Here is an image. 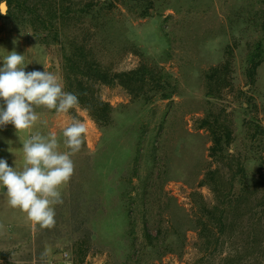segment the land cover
<instances>
[{"label":"rangeland","instance_id":"374dc122","mask_svg":"<svg viewBox=\"0 0 264 264\" xmlns=\"http://www.w3.org/2000/svg\"><path fill=\"white\" fill-rule=\"evenodd\" d=\"M72 1L80 5L89 0ZM93 1L100 5L103 0ZM110 1L95 24L87 18L84 26L94 31L89 44L102 65L116 72L140 63L157 64L178 80L177 91L170 99L146 103L132 98L120 85L100 83V95L114 107L112 122L104 127L79 104L61 115L55 109L34 106L38 120L29 130L17 132L11 124L0 127V158L17 172L25 166L23 143L32 135L47 137L55 132L57 150L65 153L71 150L63 129L72 119L88 128L80 151L71 156L74 174L59 189L63 204L53 205V228L42 229L28 220L26 213L8 206L6 188L0 184V264L218 261L213 255L204 256L193 228L184 229V247L175 252L156 255L144 250V221L147 219L153 234L159 229L168 233L174 227V213H181L179 208L191 211L193 191H201L213 202L210 189L198 185L210 163L209 133L198 127L208 108L225 109L236 136L231 145L235 151L249 143L245 120L264 125V58L254 82L246 75L248 51L264 33L260 26L264 0H158L152 14L145 17L121 0ZM20 25L12 18L0 20V67L5 57L16 51L24 56L20 67L53 73L64 90L61 43H44L39 32ZM227 57L231 58V82L220 97L208 98L205 75ZM248 166L252 172L258 168L256 162ZM122 184H130V190L123 193ZM90 197L98 208L87 214L84 205ZM127 206L132 207L135 221L137 250L131 253ZM91 226L92 240L86 243L84 231Z\"/></svg>","mask_w":264,"mask_h":264},{"label":"trees","instance_id":"16d2710c","mask_svg":"<svg viewBox=\"0 0 264 264\" xmlns=\"http://www.w3.org/2000/svg\"><path fill=\"white\" fill-rule=\"evenodd\" d=\"M6 1L9 7L6 14H0V20L15 19L20 26L39 32L42 42L61 43L64 91L76 94L79 105L86 108L100 126L112 122L114 111L113 105L100 95L97 88L100 83L120 85L132 98L142 99L146 103L156 98L170 99L177 91L178 80H173L171 74L157 64L140 63L134 68L116 72L102 65L89 44L94 31L89 32L84 26L87 18L95 24L101 9L110 7V0H103L100 5L93 0L80 5L72 0ZM121 1L145 17L152 14L158 0ZM260 26L264 32V20ZM72 28L73 32L70 31ZM226 51L230 52L228 49ZM263 58L264 33L247 54L246 75L250 82L255 81ZM230 68L231 58L227 57L207 71L208 98L220 97L223 89L230 84ZM198 127L208 131L211 141L208 147L210 163L198 185L210 189L213 202H208L201 191H193L191 211L182 212L178 207L181 213H174V227L168 233L159 229L157 234H153L146 219L142 248L156 255L175 252L178 250L176 248L184 247V229L193 228L198 234V247L204 256L218 258L216 263L209 264H264V125L254 119L245 120V135L249 143L234 150V154H229L228 148L235 144L236 136L224 108H208L199 119ZM255 162L258 168L252 172L248 165ZM129 187L130 184H122L120 190L126 193ZM87 202L84 213L96 211L98 205L93 204V198H88ZM127 209L131 253L137 250L133 239L135 221L132 207L127 206ZM92 226L84 231L86 243L92 240Z\"/></svg>","mask_w":264,"mask_h":264},{"label":"clouds","instance_id":"9594fccd","mask_svg":"<svg viewBox=\"0 0 264 264\" xmlns=\"http://www.w3.org/2000/svg\"><path fill=\"white\" fill-rule=\"evenodd\" d=\"M6 0L0 3V14H6ZM24 56L12 51L0 67V127L13 125L17 132L29 130L38 120L34 106L55 109L58 115L67 114L78 106V96L63 90L58 77L48 71L20 67ZM88 128L84 122L72 119L63 129L65 144L70 152L61 153L55 132L47 137L32 135L23 143L25 166L17 172L6 159L0 158V184L11 208L27 214L28 220L42 229L55 226L53 205L63 204L60 187L74 174L71 156L79 152ZM234 154V147L228 148Z\"/></svg>","mask_w":264,"mask_h":264},{"label":"water","instance_id":"95a60500","mask_svg":"<svg viewBox=\"0 0 264 264\" xmlns=\"http://www.w3.org/2000/svg\"><path fill=\"white\" fill-rule=\"evenodd\" d=\"M5 1L1 2V3H4ZM6 5H7V2H6ZM8 6V5H7ZM7 10V9H6Z\"/></svg>","mask_w":264,"mask_h":264}]
</instances>
